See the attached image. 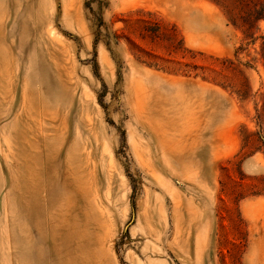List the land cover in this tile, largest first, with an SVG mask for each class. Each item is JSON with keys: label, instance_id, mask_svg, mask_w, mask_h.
I'll return each mask as SVG.
<instances>
[{"label": "rangeland", "instance_id": "obj_1", "mask_svg": "<svg viewBox=\"0 0 264 264\" xmlns=\"http://www.w3.org/2000/svg\"><path fill=\"white\" fill-rule=\"evenodd\" d=\"M260 16L0 0V264H264Z\"/></svg>", "mask_w": 264, "mask_h": 264}, {"label": "bare ground", "instance_id": "obj_2", "mask_svg": "<svg viewBox=\"0 0 264 264\" xmlns=\"http://www.w3.org/2000/svg\"><path fill=\"white\" fill-rule=\"evenodd\" d=\"M25 85H26V83H25ZM24 84H23V86L24 87H26ZM26 88H28V87H26ZM25 90V89H24ZM23 90V91H24ZM25 93V92H24ZM24 100V99H23ZM22 106V105H21ZM24 107V106H23ZM42 131V130H41ZM68 156V155H67ZM68 162V161H67ZM69 164V163H68ZM68 166L69 165H67V168H68ZM67 171V170H66ZM72 171V170H71ZM67 174H66V177H65V179H64V181L66 182L67 180L69 181V177H70V173L68 174V172H66ZM72 173V172H71ZM73 174V173H72ZM72 174H71V176H72ZM75 176H76V174H75ZM75 178V177H74ZM76 180H77V178H76ZM77 182H78V180H77ZM54 192H55V188H54ZM52 196H53V192H52V194H51ZM51 200H53V197L52 198H50Z\"/></svg>", "mask_w": 264, "mask_h": 264}, {"label": "trees", "instance_id": "obj_3", "mask_svg": "<svg viewBox=\"0 0 264 264\" xmlns=\"http://www.w3.org/2000/svg\"><path fill=\"white\" fill-rule=\"evenodd\" d=\"M262 18H264V16H260V18H258V20H259V19H262Z\"/></svg>", "mask_w": 264, "mask_h": 264}]
</instances>
